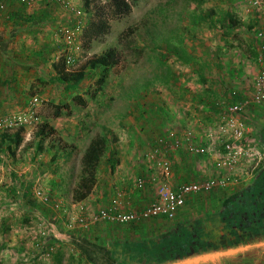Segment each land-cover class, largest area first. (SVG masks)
<instances>
[{
  "label": "rangeland",
  "instance_id": "obj_1",
  "mask_svg": "<svg viewBox=\"0 0 264 264\" xmlns=\"http://www.w3.org/2000/svg\"><path fill=\"white\" fill-rule=\"evenodd\" d=\"M86 1L23 5L8 0L0 11V141L4 133L23 129L19 146L0 145V264H92L74 244L73 235L83 234L71 204L84 152L98 136L112 141L98 168L100 187L136 191L134 181L150 173L156 184L139 191L157 200L164 176L151 155L170 132L183 138L191 133L208 147L205 155L161 151L171 164V186L217 178L223 149L218 126L234 101L231 93L251 98L264 68L252 46L255 31L264 28V15L248 9L246 0H139L131 14L113 19L110 33L88 49L83 39ZM227 11L243 24L228 31L217 23ZM201 14L213 16L200 20ZM29 17L37 22L27 21ZM63 29L73 33V47L61 35ZM67 55H73V64H67ZM187 57L193 60L185 62ZM103 67L109 73L99 91ZM72 85L76 90L67 91ZM33 99L37 102L32 104ZM240 120L248 137L262 142L264 101ZM44 123L53 133L39 152L33 141ZM112 149L115 169L108 163ZM263 170L251 172L241 164L233 184L191 196L183 217L202 219L220 211L229 198L255 185ZM37 188L50 202L37 199ZM177 217L102 221L82 229L92 236L90 229L102 224L97 241L111 248L119 240L165 233Z\"/></svg>",
  "mask_w": 264,
  "mask_h": 264
},
{
  "label": "trees",
  "instance_id": "obj_2",
  "mask_svg": "<svg viewBox=\"0 0 264 264\" xmlns=\"http://www.w3.org/2000/svg\"><path fill=\"white\" fill-rule=\"evenodd\" d=\"M138 2L139 0H105L101 4V1L87 0L85 6L89 15L83 33L84 48H90L94 41L108 35L111 30L110 22L131 14ZM211 16L213 14L206 17L201 14L198 18L206 20ZM27 21L36 19L29 17ZM217 23L228 31L243 24L231 11L222 13ZM248 28L253 29L252 26ZM192 60L187 57L184 61ZM101 73L97 80L99 91H103L107 84L108 67H103ZM76 88L77 85H72L67 87V91ZM79 100L83 102L82 99ZM213 106L216 108L215 104ZM22 130L4 133L0 145L19 146L23 142ZM52 133L53 128L47 123L40 126L33 141L39 152H44L43 141ZM111 144L112 141L102 135L94 138L86 148L82 158L81 177L73 194L75 202L87 199L94 191L98 181V168ZM52 150L53 147H50L49 152ZM114 153L115 150L112 149L111 158L108 159L111 169L116 167L112 159ZM58 159L59 152L56 151L52 160L55 162ZM190 197L185 206L190 203ZM182 209L178 211V217L176 215V224L165 233L141 236L136 241L121 240L111 248L73 235L74 244L92 264H264V170L259 174L255 185L229 198L220 211L202 219H189L183 217Z\"/></svg>",
  "mask_w": 264,
  "mask_h": 264
},
{
  "label": "built area",
  "instance_id": "obj_3",
  "mask_svg": "<svg viewBox=\"0 0 264 264\" xmlns=\"http://www.w3.org/2000/svg\"><path fill=\"white\" fill-rule=\"evenodd\" d=\"M7 1L0 0V11L6 9ZM16 1L23 5H31L36 0ZM246 3L248 9L261 12L264 15V0H246ZM61 35L69 47L74 46L75 39L70 30L63 29ZM252 46L257 51L258 62L264 66V28L255 31ZM72 56L67 55L66 57L69 65L75 62ZM231 96L234 101L225 110L224 120L218 126V138L223 149L216 165L222 173L217 178L183 183L177 187L171 186L168 181L171 175V164L162 156L161 151L183 149L188 153L205 155L208 154V147L195 142L191 133H187L183 138L178 136L177 133L170 132L159 141L160 148L151 155V160L156 162L159 173L164 176V180L158 185V199L146 207L129 211H123L120 208V203L114 200L111 206L101 209L93 216L86 215L84 211V215L80 214L78 219L79 224L91 226L102 221L126 224L157 217L174 219L190 196L220 187L224 188L236 182L239 178L238 171L241 164L251 169V172L264 167V144L250 139L248 137L249 129L240 120V116L246 114L251 107L261 105L264 101V68L256 78L255 94L251 98H242L236 91H232ZM35 102H37V99H33L32 104ZM1 126L2 124H0ZM245 174L247 175V172ZM153 184H156L155 177H139L134 183V189L142 190ZM35 195L43 203L50 202L48 195L41 188L35 190ZM117 196L121 199L122 193L118 192Z\"/></svg>",
  "mask_w": 264,
  "mask_h": 264
},
{
  "label": "crops",
  "instance_id": "obj_4",
  "mask_svg": "<svg viewBox=\"0 0 264 264\" xmlns=\"http://www.w3.org/2000/svg\"><path fill=\"white\" fill-rule=\"evenodd\" d=\"M0 30H2V29L0 28ZM260 139H261L262 143L264 144L263 138H260ZM157 172L159 173L158 170H157ZM149 174L146 173L145 175L143 174L139 177H148L147 175H149ZM123 177H124V175H123ZM163 179H164V177H163ZM134 183H135V181H134ZM105 184H106V182H105ZM133 188H134V184H133ZM149 188H152V187L149 186ZM157 189H158V187H157ZM118 192L122 193L121 199L118 198V196H117ZM114 200H117L120 203V208L123 211L136 210L139 208H143V207H146L147 205H149L150 203L153 202V200H151L149 198L148 194H144L143 192H141L139 190H136V191L131 190V186H127V187H125V189H122L121 186H117L115 188H113V187L109 188V187H107V185L100 187L99 184L97 183L94 191L92 192V194L87 199H85L81 202H75L72 199L71 208L74 210V212H76L77 216L79 215V217H80V214L84 215V211L86 212V215L93 216L94 214L98 213L101 209H104V208L111 206L113 204ZM81 208H83V210H81ZM77 224L78 225L76 227L78 229V232H81L83 234V236H80V238L81 237L84 238L86 236L85 239H87L88 241H93V242L99 244L98 238H100L102 235V231H101L102 224H98V225H96L90 229V231H91L90 233L92 234V236L87 234V232L84 229H82V228H85L87 226L79 224V222ZM119 241H121V240H119ZM100 244H102V243H100ZM102 249H105V248L103 247Z\"/></svg>",
  "mask_w": 264,
  "mask_h": 264
}]
</instances>
